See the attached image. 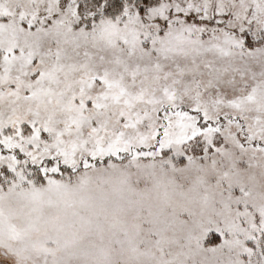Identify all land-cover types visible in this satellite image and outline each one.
<instances>
[{
	"label": "snow or ice",
	"instance_id": "obj_1",
	"mask_svg": "<svg viewBox=\"0 0 264 264\" xmlns=\"http://www.w3.org/2000/svg\"><path fill=\"white\" fill-rule=\"evenodd\" d=\"M0 264H264V0H0Z\"/></svg>",
	"mask_w": 264,
	"mask_h": 264
}]
</instances>
